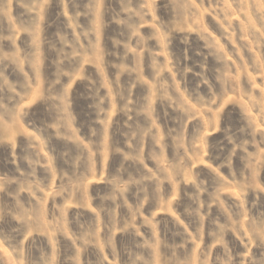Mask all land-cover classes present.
<instances>
[{
	"label": "rangeland",
	"instance_id": "374dc122",
	"mask_svg": "<svg viewBox=\"0 0 264 264\" xmlns=\"http://www.w3.org/2000/svg\"><path fill=\"white\" fill-rule=\"evenodd\" d=\"M0 264H264V0H0Z\"/></svg>",
	"mask_w": 264,
	"mask_h": 264
}]
</instances>
